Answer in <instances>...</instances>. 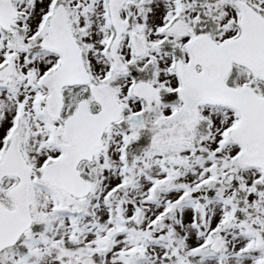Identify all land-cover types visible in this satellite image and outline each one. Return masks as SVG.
<instances>
[{
  "label": "snow or ice",
  "instance_id": "6c2138e0",
  "mask_svg": "<svg viewBox=\"0 0 264 264\" xmlns=\"http://www.w3.org/2000/svg\"><path fill=\"white\" fill-rule=\"evenodd\" d=\"M0 264H264V0H0Z\"/></svg>",
  "mask_w": 264,
  "mask_h": 264
}]
</instances>
